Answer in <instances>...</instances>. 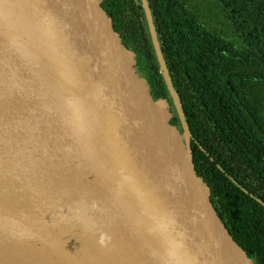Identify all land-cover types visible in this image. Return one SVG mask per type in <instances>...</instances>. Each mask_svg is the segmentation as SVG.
Here are the masks:
<instances>
[{"label": "water", "instance_id": "1", "mask_svg": "<svg viewBox=\"0 0 264 264\" xmlns=\"http://www.w3.org/2000/svg\"><path fill=\"white\" fill-rule=\"evenodd\" d=\"M140 2L166 96L105 0H0V264H257Z\"/></svg>", "mask_w": 264, "mask_h": 264}, {"label": "trees", "instance_id": "2", "mask_svg": "<svg viewBox=\"0 0 264 264\" xmlns=\"http://www.w3.org/2000/svg\"><path fill=\"white\" fill-rule=\"evenodd\" d=\"M108 3L137 17L151 48L140 0ZM149 3L198 166L238 243L264 264V0ZM154 70L166 96L156 62ZM232 159L253 169L255 184L231 172Z\"/></svg>", "mask_w": 264, "mask_h": 264}, {"label": "flooded vegetation", "instance_id": "3", "mask_svg": "<svg viewBox=\"0 0 264 264\" xmlns=\"http://www.w3.org/2000/svg\"><path fill=\"white\" fill-rule=\"evenodd\" d=\"M122 1H124V3H125V5L127 4V2L128 3H130L131 2V0H122ZM136 1V3H137V0H135ZM139 2V1H138ZM105 3H106V5L108 6V8L111 10V12H112V14H113V17H114V19H115V22H116V24L118 25V27L121 29V31L122 32H124V33H127V32H125V29H127V28H129V27H131L132 25H134L135 26V29L136 30H134V31H136L139 35H141V37H142V41H141V43L142 44H147L148 42H147V40H146V37H145V34H144V32H143V30L139 27V21L137 20V17L136 16H134L132 13H131V11H127L129 14H130V21L132 22L131 23V25H126L125 24V22H124V20H122V18H124L125 17V14L124 15H122V14H119V15H115L114 13H113V10L109 7V3H108V0H105ZM126 7H131V5H127ZM126 12V13H127ZM137 25V26H136ZM128 34V33H127ZM133 38V37H132ZM133 42H134V38H133ZM149 46V45H148ZM193 141V140H192ZM192 143V142H191ZM192 146H193V148H194V150H195V152H196V149H195V146L193 145V143H192ZM196 157H197V154H196ZM232 161H234V163H232L231 164V166H229V164H227V166H228V168L231 170V172H233V174L236 176V177H238L239 179H241V180H245L246 179V176H245V173L248 175V177H247V180H250V182H254V184H255V180H254V172H253V169H251V168H249V169H246L245 168V165L242 167L241 166V163H240V161H238V160H235V159H232ZM197 162H198V159H197ZM237 167V171L236 172H234V170H233V168L232 167ZM238 166L239 167H241V169H240V171L238 170L239 168H238ZM244 171H245V173H244ZM211 188V187H210ZM212 191V190H211ZM213 193V192H212ZM213 198H214V200H215V202H216V204H218V202L216 201V197H215V195L213 194ZM219 210V209H218ZM220 212V211H219Z\"/></svg>", "mask_w": 264, "mask_h": 264}, {"label": "rangeland", "instance_id": "4", "mask_svg": "<svg viewBox=\"0 0 264 264\" xmlns=\"http://www.w3.org/2000/svg\"><path fill=\"white\" fill-rule=\"evenodd\" d=\"M130 14L127 12V13H125V17L124 18H122V20H124V22H125V24L126 25H131V21H130ZM137 26V25H136ZM134 30H136L135 29V26L134 25H132L131 27H129V28H127V29H125V32H127L129 35H131L133 38H134V47H135V49L136 50H138V51H140V52H142L144 55H145V57H144V59H145V61L147 60V62H149L150 63V65H151V68L153 69L152 71H151V74H153V76L154 77H156V74H155V70H154V61H153V58H152V56H151V54H152V50H151V48L148 46V44H142L141 43V41H142V37H141V35H139L136 31H134ZM150 57V59L148 60V58Z\"/></svg>", "mask_w": 264, "mask_h": 264}, {"label": "clouds", "instance_id": "5", "mask_svg": "<svg viewBox=\"0 0 264 264\" xmlns=\"http://www.w3.org/2000/svg\"><path fill=\"white\" fill-rule=\"evenodd\" d=\"M100 243H101L102 245L104 244V239H103V238L101 239Z\"/></svg>", "mask_w": 264, "mask_h": 264}]
</instances>
